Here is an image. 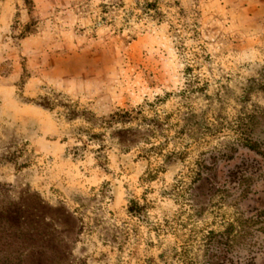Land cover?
<instances>
[{
    "label": "rangeland",
    "instance_id": "374dc122",
    "mask_svg": "<svg viewBox=\"0 0 264 264\" xmlns=\"http://www.w3.org/2000/svg\"><path fill=\"white\" fill-rule=\"evenodd\" d=\"M24 201L61 225L21 264H264V0H0Z\"/></svg>",
    "mask_w": 264,
    "mask_h": 264
},
{
    "label": "trees",
    "instance_id": "16d2710c",
    "mask_svg": "<svg viewBox=\"0 0 264 264\" xmlns=\"http://www.w3.org/2000/svg\"><path fill=\"white\" fill-rule=\"evenodd\" d=\"M115 116L132 119L129 113L115 114ZM43 208L39 201L33 203L24 201L20 205L14 204L0 212V252L15 255L9 258L0 257V264H11V258L17 262L15 264H21L23 258L39 255V250L45 248L44 244L52 241L51 235L61 223L60 221L57 223V219L55 224L45 223L42 218ZM57 247L61 248L60 242ZM57 247H55L56 252L60 253Z\"/></svg>",
    "mask_w": 264,
    "mask_h": 264
}]
</instances>
